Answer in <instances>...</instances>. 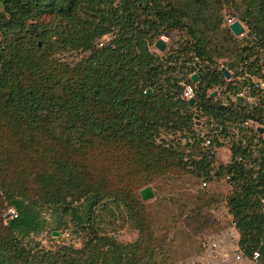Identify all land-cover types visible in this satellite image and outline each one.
Returning <instances> with one entry per match:
<instances>
[{"label": "trees", "instance_id": "trees-1", "mask_svg": "<svg viewBox=\"0 0 264 264\" xmlns=\"http://www.w3.org/2000/svg\"><path fill=\"white\" fill-rule=\"evenodd\" d=\"M208 1L0 0L3 8L0 12V37L7 43L3 47L5 52L1 54L4 66H0V120L8 115V108L19 122L30 127L38 126L43 117L56 116L65 128L67 147L75 151L89 145L90 137L96 136H119L130 142L154 144L157 139H162L163 133L172 131L176 135L178 131L192 130L195 111L200 117L209 118V123L214 125L212 132L221 128L225 137L229 136L231 125L262 122L264 97L261 90H253L259 99L253 107H238L231 99L222 103L211 92L218 88L224 89L223 93L239 95L242 83L236 77L244 75V72H236L227 80L223 68L231 72L234 65L241 63L251 72L256 68L257 75L263 70L259 53L264 52V0H243L248 16L240 17L249 25V42L240 48L239 61L236 59L230 68L224 66L221 69L212 59L210 40L203 31H199V26H211L210 29L216 30L215 27L219 28L221 24L216 16L205 18L206 10L214 5V0ZM188 21L196 26L192 34L197 42L193 46H186L177 58L173 56L168 61L151 51L154 39L161 33L174 29L191 30ZM109 34L114 38L102 47L98 46L99 41L101 43ZM34 39L42 41L43 49L47 47L45 43L54 42L87 55L76 66H62L58 70L60 73L55 75L46 58L38 55L42 49L33 48L36 60L28 64L32 52L30 41ZM191 49L197 57L207 58L210 65L193 66ZM255 54L257 66L252 61ZM16 62L23 66H14ZM195 72L199 76L197 84L189 78ZM182 82L195 86V105L183 99ZM58 86L60 92L57 91ZM149 89L153 90L151 95L147 94ZM169 116L172 117L171 126ZM200 144L201 141L196 143L197 148ZM212 146L213 141L210 147L198 152L188 162H184L183 154L175 155L196 178L208 181L228 179L234 190L228 206L240 235L239 249L251 260L259 253V263L264 264V150L259 154V163H256L252 161L253 149L241 140L231 147L229 164L216 169ZM192 148L188 146V149ZM59 170L44 173L40 177L41 182L53 187L63 180L61 184H66L67 189L78 197L91 198L83 227L84 232L94 234L89 238L85 235L89 254L80 255L72 248L64 247L56 252H43L40 257L41 252L27 251L16 240V228L45 230L47 219L36 213L44 206H67L66 211L74 212L72 202L67 204L65 197L50 191L41 200L27 194L8 197L7 210L15 208L19 218L8 221L9 232L3 249L7 252L13 250L23 264H122V256H114L121 246L108 236H100L94 225V209L104 200V192L95 187L82 188L84 176L78 174L77 168L63 167ZM55 231L57 229L52 233Z\"/></svg>", "mask_w": 264, "mask_h": 264}, {"label": "rangeland", "instance_id": "rangeland-1", "mask_svg": "<svg viewBox=\"0 0 264 264\" xmlns=\"http://www.w3.org/2000/svg\"><path fill=\"white\" fill-rule=\"evenodd\" d=\"M178 1L164 0L165 3ZM247 11L243 0H235L234 3L214 0V5L206 10L205 18L216 16L217 21L221 20L216 30L210 29L211 26H199V31H203L210 40L212 59L220 69L224 66L230 68L229 65L236 59L239 61L240 48L249 42V25L240 17H247ZM236 21L245 28L241 36H236L230 29ZM188 23L192 31L185 28L161 33L154 39L151 51L168 61L173 56L177 58L186 46H193L197 42L192 34L196 26L190 21ZM160 31L163 32V29ZM105 37L108 40L114 38L112 34ZM159 40L167 45L164 52L156 48ZM36 42L35 39L30 41L32 52L28 64L36 60L34 49H42L38 55L46 58L55 75L60 73L58 70L62 66H76L87 55L54 42L45 43L47 47L43 49L42 41L37 46ZM6 44L0 37V66H4L1 54L5 52L3 47ZM189 53L193 66L210 65L207 58L197 57L194 50L191 49ZM259 54L262 58L260 64H264V52ZM256 57L257 54L252 57L255 66ZM14 66L23 65L16 62ZM256 70L251 72L249 67L241 63L234 65L231 75L244 72V75L236 77L242 83L239 95H229L223 93L224 89L216 88L211 92L212 96L216 93L222 103L231 99L238 107L255 106L259 99L257 94L254 96L253 90H261V96L264 97V68L258 75ZM188 83L182 82L181 85ZM149 90L152 94L153 90ZM57 91L60 92L59 86ZM7 111L8 115L0 120V264H23L12 247V252L3 249L10 225L5 213L9 205L8 197L12 194H27L41 200L50 191L65 197L67 204L72 202L71 208L74 209L72 213L70 209L66 211L69 208L67 206L40 208L36 213L48 221L44 231L38 232L34 227L14 229L16 240L23 248L33 253L41 252L40 257L43 252H56L64 247L72 248L80 255L85 252L89 254V248L85 247V235L89 238L94 234L84 232L83 227L91 198L78 197L74 191L67 189L66 184H61L64 183L61 179L53 187L41 182L40 177L44 173L60 171L59 168L63 167L78 169V174L84 176L85 185L82 188L95 187L104 192V200L94 209V225L100 236H108L121 246L114 256L120 258L121 255L122 264H260L248 259L239 249L228 206L234 190L228 179L208 181L196 178L178 161L175 154H183L184 162H188L198 152H204L207 149L205 140L211 139L214 142L211 151L217 169L229 164L231 147L242 140L244 145H250L253 149L252 161L259 163V154L264 150V134L259 132V128H264V119L262 122L231 125L229 136L225 137L221 128L212 132L214 125L209 123V118L200 117L195 111L192 130L178 131L176 135L172 131L163 133L162 139H157L154 144L130 142L119 136H96L90 137L89 145L75 151L67 147L65 128L62 120L56 116L43 117L38 126L30 127L19 122L10 108ZM168 120L171 126L172 117L169 116ZM198 141H201L200 148L196 145ZM190 145L192 149H188ZM205 182L206 187L203 186ZM147 187L152 188L154 198L144 201L141 191ZM54 229L59 235L52 233ZM214 242L217 248L211 247ZM238 254L244 258L237 260Z\"/></svg>", "mask_w": 264, "mask_h": 264}, {"label": "water", "instance_id": "water-1", "mask_svg": "<svg viewBox=\"0 0 264 264\" xmlns=\"http://www.w3.org/2000/svg\"><path fill=\"white\" fill-rule=\"evenodd\" d=\"M230 29L232 30V32L236 36H241V35H243L245 33V28L242 26V24L239 21H236L233 24H231ZM109 41L110 40H108V42ZM39 46H41V43H40ZM166 47H167V45H166V43L163 40H159L156 43V48H158L162 52H164L166 50ZM222 72L224 73V75H225L227 80L231 79L232 75L226 68H223ZM198 81H199V76L198 75H193L192 76V82L193 83H198ZM96 93H98V91H96ZM147 94L150 95L151 94V90H148ZM213 96H216V93H214ZM189 104L195 105L196 104V99H193V100L189 101ZM197 118H199V117L197 116ZM259 132L263 135L264 134V128H259ZM141 197H142V199L144 201L153 199L154 198V192H153L152 188L151 187H147V188L143 189L141 191ZM5 219L9 220L10 216L7 215L5 217ZM54 234L55 235H59L58 232H55Z\"/></svg>", "mask_w": 264, "mask_h": 264}, {"label": "built area", "instance_id": "built-area-1", "mask_svg": "<svg viewBox=\"0 0 264 264\" xmlns=\"http://www.w3.org/2000/svg\"><path fill=\"white\" fill-rule=\"evenodd\" d=\"M108 42V39L106 37H104L100 43V47H102L103 45H105ZM193 75H197V73H193ZM183 86V91H182V97L183 99H185L187 102L196 99V88L193 84L188 83V84H182ZM212 145V140L211 139H206L205 140V147H210ZM204 187L207 186V183L205 182L203 184ZM9 215L10 219L9 220H15L19 218V213L17 212V210L15 208H9L6 212V216ZM8 221V220H6ZM212 248H217V244L214 242L211 245ZM244 257L242 254H238L236 259L237 260H242ZM259 258H260V254L256 253L254 258L252 259L254 262L258 263L259 262Z\"/></svg>", "mask_w": 264, "mask_h": 264}, {"label": "crops", "instance_id": "crops-1", "mask_svg": "<svg viewBox=\"0 0 264 264\" xmlns=\"http://www.w3.org/2000/svg\"><path fill=\"white\" fill-rule=\"evenodd\" d=\"M236 230V229H235ZM237 232V230H236ZM239 241V233L237 232V242Z\"/></svg>", "mask_w": 264, "mask_h": 264}, {"label": "flooded vegetation", "instance_id": "flooded-vegetation-1", "mask_svg": "<svg viewBox=\"0 0 264 264\" xmlns=\"http://www.w3.org/2000/svg\"><path fill=\"white\" fill-rule=\"evenodd\" d=\"M191 80H192V78H191ZM193 84H197V83H193Z\"/></svg>", "mask_w": 264, "mask_h": 264}]
</instances>
